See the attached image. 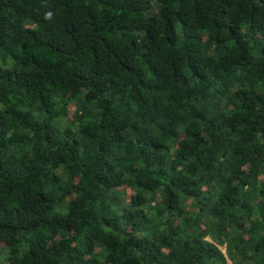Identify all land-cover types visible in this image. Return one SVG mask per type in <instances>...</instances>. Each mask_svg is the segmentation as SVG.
I'll list each match as a JSON object with an SVG mask.
<instances>
[{
    "label": "trees",
    "instance_id": "16d2710c",
    "mask_svg": "<svg viewBox=\"0 0 264 264\" xmlns=\"http://www.w3.org/2000/svg\"><path fill=\"white\" fill-rule=\"evenodd\" d=\"M0 264H264V0H0Z\"/></svg>",
    "mask_w": 264,
    "mask_h": 264
},
{
    "label": "clouds",
    "instance_id": "9594fccd",
    "mask_svg": "<svg viewBox=\"0 0 264 264\" xmlns=\"http://www.w3.org/2000/svg\"><path fill=\"white\" fill-rule=\"evenodd\" d=\"M49 16L51 15V13L48 14Z\"/></svg>",
    "mask_w": 264,
    "mask_h": 264
},
{
    "label": "rangeland",
    "instance_id": "374dc122",
    "mask_svg": "<svg viewBox=\"0 0 264 264\" xmlns=\"http://www.w3.org/2000/svg\"><path fill=\"white\" fill-rule=\"evenodd\" d=\"M224 251V248H221Z\"/></svg>",
    "mask_w": 264,
    "mask_h": 264
}]
</instances>
